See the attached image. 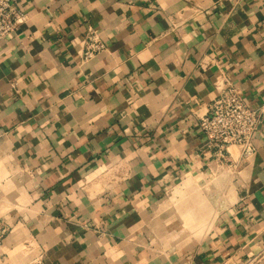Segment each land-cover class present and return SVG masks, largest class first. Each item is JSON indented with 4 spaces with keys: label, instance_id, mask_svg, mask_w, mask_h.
<instances>
[{
    "label": "crops",
    "instance_id": "crops-1",
    "mask_svg": "<svg viewBox=\"0 0 264 264\" xmlns=\"http://www.w3.org/2000/svg\"><path fill=\"white\" fill-rule=\"evenodd\" d=\"M15 1L0 264H264V120L234 173L201 128L222 74L264 102V0Z\"/></svg>",
    "mask_w": 264,
    "mask_h": 264
},
{
    "label": "built area",
    "instance_id": "built-area-1",
    "mask_svg": "<svg viewBox=\"0 0 264 264\" xmlns=\"http://www.w3.org/2000/svg\"><path fill=\"white\" fill-rule=\"evenodd\" d=\"M24 19L15 0H0V42L15 32ZM106 48L97 30L89 27L84 40V58L90 59ZM215 88L217 95L201 117V128L207 139L205 151L217 168H228L234 173L239 161L249 160L257 152L255 136L264 120V102L257 108L248 104L240 88L223 74L215 81ZM234 148L239 149L237 156ZM2 223L0 218V241L6 233Z\"/></svg>",
    "mask_w": 264,
    "mask_h": 264
},
{
    "label": "rangeland",
    "instance_id": "rangeland-1",
    "mask_svg": "<svg viewBox=\"0 0 264 264\" xmlns=\"http://www.w3.org/2000/svg\"><path fill=\"white\" fill-rule=\"evenodd\" d=\"M186 203H187L186 200H184V201L179 202V205H180V207H184V205H185ZM176 207H177V206H176Z\"/></svg>",
    "mask_w": 264,
    "mask_h": 264
}]
</instances>
